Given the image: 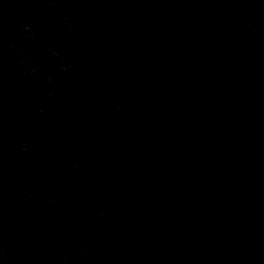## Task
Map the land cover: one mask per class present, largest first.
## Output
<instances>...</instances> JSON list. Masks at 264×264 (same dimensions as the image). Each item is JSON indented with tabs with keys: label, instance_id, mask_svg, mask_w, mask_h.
I'll return each instance as SVG.
<instances>
[{
	"label": "water",
	"instance_id": "obj_1",
	"mask_svg": "<svg viewBox=\"0 0 264 264\" xmlns=\"http://www.w3.org/2000/svg\"><path fill=\"white\" fill-rule=\"evenodd\" d=\"M0 264H264V0H0Z\"/></svg>",
	"mask_w": 264,
	"mask_h": 264
}]
</instances>
